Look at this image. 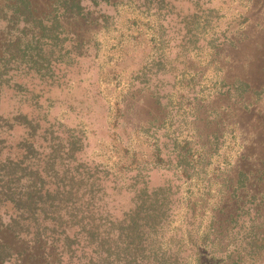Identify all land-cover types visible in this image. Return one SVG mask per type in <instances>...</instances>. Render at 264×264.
<instances>
[{
	"label": "rangeland",
	"instance_id": "rangeland-1",
	"mask_svg": "<svg viewBox=\"0 0 264 264\" xmlns=\"http://www.w3.org/2000/svg\"><path fill=\"white\" fill-rule=\"evenodd\" d=\"M167 1L161 10L126 0L104 6L110 20L87 33L90 58L62 69L59 85L36 101L50 122L82 137L87 159L124 170L116 180L122 190L171 187L166 236L176 237L187 260L195 249L189 242L208 250L203 236L214 220L221 222L220 208L230 212L222 187L227 178L237 171L253 178L263 169L258 111L264 110V0ZM236 80L259 93L256 101L245 105L232 96L229 84ZM11 108L12 102L0 105L4 113ZM214 131L217 148L211 154L202 136ZM183 141L200 157L188 178L178 164ZM248 189L255 192L256 183L250 181ZM123 196L117 200L125 206ZM0 239L21 247L5 231ZM243 264H264V251Z\"/></svg>",
	"mask_w": 264,
	"mask_h": 264
},
{
	"label": "trees",
	"instance_id": "trees-1",
	"mask_svg": "<svg viewBox=\"0 0 264 264\" xmlns=\"http://www.w3.org/2000/svg\"><path fill=\"white\" fill-rule=\"evenodd\" d=\"M117 1L0 0V105L12 102L7 113L0 110V232L21 244L0 239V264L255 262L264 251V221L258 222L264 218V160L259 176L237 171L223 183L230 212L219 209L221 222L214 220L202 238L208 250L200 252L190 241L195 249L185 260L176 237L166 236L173 217L171 187L122 190L116 180L124 170L105 169L87 159L82 137L50 122L36 101L59 85L62 69L79 61L82 66L90 58L85 54L91 44L87 33L107 27L110 17L101 10ZM126 1L144 10H161L168 3ZM229 87L245 105L259 94L241 80ZM258 113L264 146V110ZM216 132L202 136L211 154L217 148L212 144ZM181 145L178 164L188 178L190 165L200 157L190 154L186 141ZM250 181L256 183L255 192L248 189ZM122 194L128 198L125 206L117 200Z\"/></svg>",
	"mask_w": 264,
	"mask_h": 264
}]
</instances>
